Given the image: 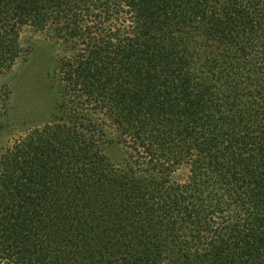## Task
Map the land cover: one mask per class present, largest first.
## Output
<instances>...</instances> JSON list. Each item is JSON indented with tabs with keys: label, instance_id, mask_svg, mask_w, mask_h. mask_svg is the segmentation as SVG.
Segmentation results:
<instances>
[{
	"label": "trees",
	"instance_id": "16d2710c",
	"mask_svg": "<svg viewBox=\"0 0 264 264\" xmlns=\"http://www.w3.org/2000/svg\"><path fill=\"white\" fill-rule=\"evenodd\" d=\"M20 64L0 264H264V0H0Z\"/></svg>",
	"mask_w": 264,
	"mask_h": 264
},
{
	"label": "rangeland",
	"instance_id": "374dc122",
	"mask_svg": "<svg viewBox=\"0 0 264 264\" xmlns=\"http://www.w3.org/2000/svg\"><path fill=\"white\" fill-rule=\"evenodd\" d=\"M24 40L26 41L25 47L28 49H31L30 51V57L32 55L33 59H37L35 56V52L41 50L43 52L42 54H45V56L49 59L47 61L48 66L52 67L53 61L52 59L54 58V54L57 55V52H54L53 50V45L51 42L46 41L42 36L35 35L33 33H27L24 36ZM38 44V46H37ZM33 50V52H32ZM45 57V58H46ZM28 64V62L26 63ZM25 64H20L19 66L17 65L13 71L6 73L4 75L0 76V118H6L9 119L11 118L8 122L12 124V126H3L2 130L0 131V151L5 148L6 146L10 145L14 140H16L19 136L23 134V132L26 130V126H29L30 124V119L27 118H22V114L20 116H14L10 117V109L13 110L15 108L21 109V107L24 106L25 108V103H22L20 100H17V96L13 95L15 92H20L19 87L23 86V80L21 81L22 78L26 79L30 84L33 83L32 81H38L36 80V74L34 71V74L31 73L30 70H23L22 68L25 67ZM28 67V65H26ZM16 69H20L21 72L16 74ZM26 75H25V74ZM18 88V89H17ZM22 88V87H21ZM18 90V91H17ZM3 97L8 99L6 103L3 102ZM10 100V101H9ZM24 104V105H23ZM6 108V109H5ZM5 110V112H4ZM20 119H19V118ZM38 118V117H37ZM7 122V121H5ZM1 128V127H0ZM108 129V128H105ZM188 171L186 169H183L179 171L176 175L175 178L178 181H182L186 178Z\"/></svg>",
	"mask_w": 264,
	"mask_h": 264
}]
</instances>
